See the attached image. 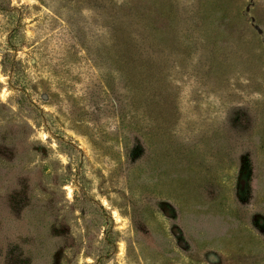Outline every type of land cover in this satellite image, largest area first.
Here are the masks:
<instances>
[{
	"label": "rangeland",
	"instance_id": "obj_1",
	"mask_svg": "<svg viewBox=\"0 0 264 264\" xmlns=\"http://www.w3.org/2000/svg\"><path fill=\"white\" fill-rule=\"evenodd\" d=\"M0 264H264V0H0Z\"/></svg>",
	"mask_w": 264,
	"mask_h": 264
}]
</instances>
